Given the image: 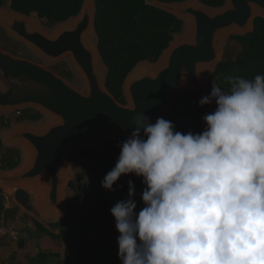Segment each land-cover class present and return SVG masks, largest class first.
I'll return each instance as SVG.
<instances>
[{
  "label": "clouds",
  "instance_id": "clouds-1",
  "mask_svg": "<svg viewBox=\"0 0 264 264\" xmlns=\"http://www.w3.org/2000/svg\"><path fill=\"white\" fill-rule=\"evenodd\" d=\"M226 81L199 100L215 105L199 133L133 115L101 181L114 191L132 174L144 185L138 212L131 179L110 209L121 264H264V75Z\"/></svg>",
  "mask_w": 264,
  "mask_h": 264
},
{
  "label": "water",
  "instance_id": "water-1",
  "mask_svg": "<svg viewBox=\"0 0 264 264\" xmlns=\"http://www.w3.org/2000/svg\"><path fill=\"white\" fill-rule=\"evenodd\" d=\"M146 2L182 20L186 33L171 43L156 63L159 65L135 71L138 65L131 72L124 85L130 105L120 103L106 87L108 68L98 50V38L94 44V0H86L80 14L58 24L53 34L32 16L0 7V26L10 38L23 42L45 61L70 58L85 80L86 90H78L59 73L0 47V115L32 108L56 118L41 129L21 125L7 133V144L23 146L28 163L13 173L0 174V183L24 188L19 184L45 181L40 202L49 219L58 218L65 208L71 146H99L127 138L133 130L134 114L144 113L152 123L158 117L165 119L186 90L202 99L208 95L209 75L224 60L223 39L247 35L254 31L257 18L264 19V0H226L225 6L217 9L199 0ZM91 29L95 50L88 44Z\"/></svg>",
  "mask_w": 264,
  "mask_h": 264
},
{
  "label": "trees",
  "instance_id": "trees-1",
  "mask_svg": "<svg viewBox=\"0 0 264 264\" xmlns=\"http://www.w3.org/2000/svg\"><path fill=\"white\" fill-rule=\"evenodd\" d=\"M96 7L95 31L98 38V50L104 64L108 68L106 87L110 93L122 104H127L124 85L131 72L141 63L156 64L164 52L170 47L177 35L184 31V22L176 16L159 8L147 4L146 0H94ZM165 4L184 3L190 0H156ZM210 8H222L226 0H199ZM86 0H0V7L9 4L10 9L27 16L36 15L42 21L53 25L63 23L77 17ZM240 45V52L234 59H224L209 75L208 95L212 83L223 87L227 86L226 77L241 76L254 78L264 75V19L257 18L254 31L244 36H231ZM201 98L192 90H186L176 101V107L170 112L166 120L175 125L176 131L199 133L205 127L202 117L214 111L215 105L201 107ZM24 112V121L38 122L42 113L29 108ZM126 137H121L106 147L119 151V144ZM1 143V138H0ZM119 156V155H118ZM18 154L8 150L4 157V170H15L20 162ZM118 158V157H117ZM115 158L102 155L90 168V173L76 170L75 180L84 182L91 178L93 190L87 192L82 207L89 210L83 215L79 223L68 224L67 216L76 211L82 199L76 187V181H70L68 192L73 194L72 200L67 203V212L64 220L51 223L52 230H60L55 235L50 229L37 220H33L37 230L51 236L62 238L69 244V248L76 256L70 264H121L118 259V247L110 237L104 236L94 226V222H101L105 229L115 228V219L110 209L121 200L128 198V185L115 187L114 191H107L101 186L102 177L110 171ZM135 175H125L126 179ZM135 186V202L138 212L144 205L141 200L144 185L138 181ZM17 200L29 211L36 213L31 203L30 194L22 189L16 193ZM86 234H94L99 239V245L88 250L73 236L77 229ZM55 256V255H51ZM49 256V257H51Z\"/></svg>",
  "mask_w": 264,
  "mask_h": 264
},
{
  "label": "crops",
  "instance_id": "crops-1",
  "mask_svg": "<svg viewBox=\"0 0 264 264\" xmlns=\"http://www.w3.org/2000/svg\"><path fill=\"white\" fill-rule=\"evenodd\" d=\"M38 111V110H37ZM11 114V113H8ZM5 115V114H4ZM7 115V114H6ZM1 116V115H0ZM21 125H18L14 129L1 128L0 129V138H1V146L6 149L5 151L11 150L12 148H20L22 150L23 161L20 162L19 168L25 167L28 163V158L25 149L20 144L10 145L7 144V133L12 132L16 128ZM14 151V150H13ZM72 167V164H70ZM16 170V169H15ZM73 177L75 176L76 170H82L81 167H74L73 169ZM6 170L0 169V174H10L13 173L14 170H8L11 172H5ZM107 174V173H106ZM104 176L102 177L103 180ZM75 179V177H74ZM132 180L134 185L138 181H141L140 177H131L129 179H125V184L119 185L117 187H121L124 185H128V180ZM70 181L73 180V178ZM69 181V182H70ZM76 187L80 194L83 193L82 199L76 207V211L67 216L68 224L79 223L83 215L88 212L82 207V203L87 196V192L89 190H93L95 187L92 184L91 178H87L84 182L76 181ZM24 188L17 187L13 184H1L0 183V219L14 226L20 232V238L18 241L5 240L0 242V264H70L76 260V256L73 254L71 249L69 248V244L66 240L59 238H52L51 236L44 234L37 230L34 225L33 220H37L42 223L45 227L50 229L55 235L60 234L61 229L52 230L49 225L51 223H58L65 219L67 212V203L68 199H66V204L63 212L59 215L58 218L50 221L45 224L41 221L37 215H39V211L36 205V195L39 193H35L38 188H30L25 185L29 184H19ZM68 187V185H67ZM19 189L32 192L31 203L33 207L36 209V213L29 211L24 205H22L16 197V193ZM40 190V189H39ZM88 190V191H87ZM34 193V195H33ZM70 195V200L73 198V194L68 192ZM66 193V195H67ZM34 199V200H33ZM93 226L101 231L104 236H108L111 238L113 243L117 245V237L119 233L116 228L111 227L110 229H105L101 222H94ZM82 246H84L88 250H93L99 245V239L94 234H86L84 230L81 228L74 233L73 236ZM55 255V256H51ZM51 256V257H49Z\"/></svg>",
  "mask_w": 264,
  "mask_h": 264
},
{
  "label": "rangeland",
  "instance_id": "rangeland-1",
  "mask_svg": "<svg viewBox=\"0 0 264 264\" xmlns=\"http://www.w3.org/2000/svg\"><path fill=\"white\" fill-rule=\"evenodd\" d=\"M177 7H179V6H177ZM1 9L6 11V12H11L9 4L4 5L3 7H1ZM31 18L36 20L37 24H39L41 26V28H44L48 34H53L55 32L56 28L59 26L58 24L53 25L51 23H48L47 21H42L36 15H33ZM68 22L69 21H67V23ZM185 33H186V31L184 29L182 34L177 35L175 37V39L177 37H182ZM94 44L97 45V37L96 36L94 39ZM92 45H93V39H92ZM0 47L6 51L18 56V57L30 59L32 61H35V62H37V63H39V64H41L47 68L59 73L68 81V83L71 86H73L76 89L81 90V91L86 90L85 80L83 79L82 75L76 70V68H75L74 64L71 62L70 58L66 57V58H63L57 62L56 61L55 62L45 61V60H43V57H41L34 50H31L23 42L10 38V36L7 34V32L1 26H0ZM91 47H92V49H95L94 46H91ZM240 48L241 47H240L239 43L235 40H232L231 37L223 39L222 48H221L223 59H234V58H236V56L238 55V53L241 50ZM159 64H160V62L156 65L144 62V63L139 64V66L137 67V69H135V71H137L140 68L142 69L143 67H147V68L156 67ZM102 68L104 69V74H105V66L103 64H102ZM127 104L130 105L128 100H127ZM25 111H28V110L24 109L23 114H16L13 112L11 114L1 115L0 116V129L1 128H3V129L4 128L14 129L18 125L31 126V127L36 128V129H38V127H39L41 129V128L45 127L46 125H48L50 123H54L56 121V118H54L52 115H49L47 113H42V112H41L42 117H41L40 121L35 122V123L28 122L27 120L24 121L23 116H24ZM112 142H114V140H109V141H107V142H105L99 146H90V145L89 146L88 145L71 146L69 148V153H68L67 171H68L69 175L66 179L67 185L72 178H73V180H75L74 179L75 176L73 177V170H72L74 167H81L82 170L86 171L87 173H90L89 171H90L91 166L102 155L107 154V155L117 159V157L119 155V151H116L112 147H110V148L106 147L108 144H111ZM5 150L6 149H4L0 144V169H4V162L3 161H4V157L6 156V153H7V151H5ZM11 150H14L18 154L19 158H17V159L19 160V162L22 163V161H23L22 150L20 148H17V147L12 148ZM70 164H72V167L70 166ZM17 170H19V169L14 170V172ZM5 172H11V171L6 170ZM105 175H104V177H105ZM125 179L126 178L124 176H121V178L116 182V184L113 185V188H115L119 185H123V183L125 182ZM45 185H46V183H45ZM67 188L68 187L66 186L65 192H64L65 201H66V199H68V201L70 199V195H69V193H67V191H68ZM38 191H39V188L35 191V193H37ZM29 193L32 194V192H29ZM66 193H67V195H66ZM33 195H34V193H33ZM82 195H83V193H82ZM36 205H37V202H36ZM40 207H42V205L41 206L37 205L38 211L40 213L39 215H37V217L41 221H43L45 224H47V222L49 223L50 221L54 220V219H49L45 215V213L43 212L42 208H40Z\"/></svg>",
  "mask_w": 264,
  "mask_h": 264
},
{
  "label": "built area",
  "instance_id": "built-area-1",
  "mask_svg": "<svg viewBox=\"0 0 264 264\" xmlns=\"http://www.w3.org/2000/svg\"><path fill=\"white\" fill-rule=\"evenodd\" d=\"M17 114H21V112H17ZM19 238L20 232L14 226L0 219V242L5 240L18 241Z\"/></svg>",
  "mask_w": 264,
  "mask_h": 264
},
{
  "label": "bare ground",
  "instance_id": "bare-ground-1",
  "mask_svg": "<svg viewBox=\"0 0 264 264\" xmlns=\"http://www.w3.org/2000/svg\"><path fill=\"white\" fill-rule=\"evenodd\" d=\"M176 8H181V7H176ZM33 26H37L36 24H33ZM93 35H94V31L91 29L90 32H89V36H88V44L93 46L92 45V39H93ZM90 46V47H91ZM92 48V47H91ZM95 50V49H94ZM20 184H26V183H20ZM27 187H30V188H39V193L35 194L36 195V200H37V205L38 206H41V202H40V199L42 198L43 196V193H44V189H45V182L44 181H39L35 184H29V185H25ZM41 208V207H40Z\"/></svg>",
  "mask_w": 264,
  "mask_h": 264
}]
</instances>
